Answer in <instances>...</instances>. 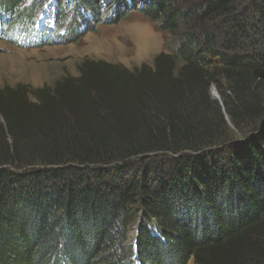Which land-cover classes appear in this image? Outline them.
I'll list each match as a JSON object with an SVG mask.
<instances>
[{
  "label": "trees",
  "instance_id": "1",
  "mask_svg": "<svg viewBox=\"0 0 264 264\" xmlns=\"http://www.w3.org/2000/svg\"><path fill=\"white\" fill-rule=\"evenodd\" d=\"M142 2L177 39L153 66L0 88V264H264V0Z\"/></svg>",
  "mask_w": 264,
  "mask_h": 264
},
{
  "label": "rangeland",
  "instance_id": "2",
  "mask_svg": "<svg viewBox=\"0 0 264 264\" xmlns=\"http://www.w3.org/2000/svg\"><path fill=\"white\" fill-rule=\"evenodd\" d=\"M129 1L122 12L109 9V0H100L101 15L95 18L75 0H31L23 8H29L32 16L18 22L10 16L13 22L9 25L7 20L4 24L0 20V88L53 86L62 77L78 76L84 60L105 61L135 71L143 65L153 66L162 53H173L177 39L134 8L135 3L143 6L142 0H133L134 4ZM60 10L66 22H58ZM78 11L81 16L73 18ZM222 87L228 95L225 84ZM214 89L223 104L215 86L211 97ZM227 121L229 137L235 136L229 117ZM138 226L131 229L129 244L136 240ZM189 264L196 263L191 260Z\"/></svg>",
  "mask_w": 264,
  "mask_h": 264
},
{
  "label": "water",
  "instance_id": "3",
  "mask_svg": "<svg viewBox=\"0 0 264 264\" xmlns=\"http://www.w3.org/2000/svg\"><path fill=\"white\" fill-rule=\"evenodd\" d=\"M212 99L219 101L220 105L223 108V111H225L223 104L221 103L220 96L218 95L217 91L214 89L212 90ZM227 116V115H226ZM228 119V116L226 117Z\"/></svg>",
  "mask_w": 264,
  "mask_h": 264
}]
</instances>
